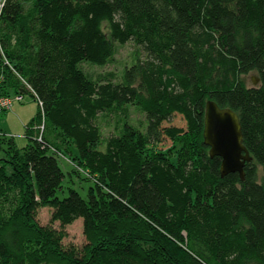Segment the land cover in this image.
I'll use <instances>...</instances> for the list:
<instances>
[{
  "label": "trees",
  "instance_id": "1",
  "mask_svg": "<svg viewBox=\"0 0 264 264\" xmlns=\"http://www.w3.org/2000/svg\"><path fill=\"white\" fill-rule=\"evenodd\" d=\"M130 42L145 56L120 81L82 68ZM0 77L1 95L39 105L27 145L0 138V264H264V0H4ZM208 101L239 116L244 181L204 144ZM130 107L145 131L124 120L106 138L100 117ZM60 160L86 197L58 198ZM44 204L62 226L83 220L84 258L34 226Z\"/></svg>",
  "mask_w": 264,
  "mask_h": 264
},
{
  "label": "rangeland",
  "instance_id": "2",
  "mask_svg": "<svg viewBox=\"0 0 264 264\" xmlns=\"http://www.w3.org/2000/svg\"><path fill=\"white\" fill-rule=\"evenodd\" d=\"M115 48V54L106 67L101 68L88 63L82 65L84 71L95 79L113 76L117 81H120L124 69L134 63L139 55L142 57L145 56L144 51L133 42L124 46L116 45ZM254 77L257 78V75L251 74L244 77L245 84L253 87L252 80ZM38 112L39 105L30 95L25 96V100L22 103L15 102L12 110L8 112V114H4L0 117V138L10 139V137L14 136L15 143L19 148L27 145L28 140L24 137L26 126ZM124 120L129 125L145 131V115L138 108L130 107L126 115L121 117L116 113H106L100 117L99 125L103 129L104 136L107 138L113 134H119L122 127L121 124ZM7 149V143L1 145L0 160L6 157L5 150ZM60 164L67 176L63 184V190L58 193V198L63 199L68 197L69 189H74L78 191L82 197H86L90 183L85 182L80 179L81 177L75 175L71 178L68 173L72 170V167L68 161L60 160ZM53 211L54 207L51 204H44L37 208L33 216L34 226L37 229L50 232L55 239L52 241L57 249L70 255L74 260H81L87 255L90 247L84 234L83 220L78 219L71 225L62 226L59 222L53 221Z\"/></svg>",
  "mask_w": 264,
  "mask_h": 264
},
{
  "label": "water",
  "instance_id": "3",
  "mask_svg": "<svg viewBox=\"0 0 264 264\" xmlns=\"http://www.w3.org/2000/svg\"><path fill=\"white\" fill-rule=\"evenodd\" d=\"M253 85L259 84L253 78ZM204 144L210 148L211 158L220 157L222 178L229 174H239L245 179V166L253 161L243 143L242 125L237 113L220 108L215 102L208 101L205 111Z\"/></svg>",
  "mask_w": 264,
  "mask_h": 264
},
{
  "label": "built area",
  "instance_id": "4",
  "mask_svg": "<svg viewBox=\"0 0 264 264\" xmlns=\"http://www.w3.org/2000/svg\"><path fill=\"white\" fill-rule=\"evenodd\" d=\"M4 4V0H0V10ZM4 79L0 77V90L3 86ZM28 90L31 91L30 87L27 86ZM25 100V96L17 94L15 96H4L0 94V117L13 108L15 102L22 103ZM1 136V135H0Z\"/></svg>",
  "mask_w": 264,
  "mask_h": 264
},
{
  "label": "crops",
  "instance_id": "5",
  "mask_svg": "<svg viewBox=\"0 0 264 264\" xmlns=\"http://www.w3.org/2000/svg\"><path fill=\"white\" fill-rule=\"evenodd\" d=\"M6 114H8V113H6Z\"/></svg>",
  "mask_w": 264,
  "mask_h": 264
}]
</instances>
